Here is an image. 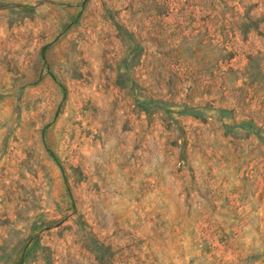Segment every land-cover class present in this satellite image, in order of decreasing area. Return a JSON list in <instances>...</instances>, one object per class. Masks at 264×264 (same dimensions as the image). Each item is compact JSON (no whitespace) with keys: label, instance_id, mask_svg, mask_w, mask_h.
Segmentation results:
<instances>
[{"label":"rangeland","instance_id":"1","mask_svg":"<svg viewBox=\"0 0 264 264\" xmlns=\"http://www.w3.org/2000/svg\"><path fill=\"white\" fill-rule=\"evenodd\" d=\"M0 264H264V0H0Z\"/></svg>","mask_w":264,"mask_h":264}]
</instances>
